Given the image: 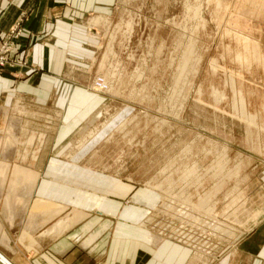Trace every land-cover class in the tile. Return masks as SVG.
<instances>
[{
  "label": "rangeland",
  "instance_id": "obj_1",
  "mask_svg": "<svg viewBox=\"0 0 264 264\" xmlns=\"http://www.w3.org/2000/svg\"><path fill=\"white\" fill-rule=\"evenodd\" d=\"M87 19L91 27L83 29L80 46L95 58L80 55L74 80L85 88L83 104L92 99L95 111L78 118L88 109L71 108L74 115L65 114L62 125L60 113L46 115L21 98L0 107L3 245L38 249L82 212L66 203L72 201L66 190L48 188L33 197L40 175L35 161L45 147L56 149L59 125L68 131L58 153L65 161L86 149V163L119 174L131 189L165 196L155 209L206 226L196 240L213 250L221 247L217 239L235 241L241 226L262 216L248 217L255 197L248 185L260 179L264 163V43L256 39L264 37V0H120L112 17L89 13ZM99 75L109 89L95 88ZM83 175L89 174L66 175V185ZM225 263L198 253L193 259Z\"/></svg>",
  "mask_w": 264,
  "mask_h": 264
},
{
  "label": "crops",
  "instance_id": "obj_2",
  "mask_svg": "<svg viewBox=\"0 0 264 264\" xmlns=\"http://www.w3.org/2000/svg\"><path fill=\"white\" fill-rule=\"evenodd\" d=\"M119 2L0 0V39L19 18H24L18 43L23 63L0 70V107L10 106L21 98L46 115L48 111L60 113L62 125L65 114L74 115L76 109L71 108L88 109L78 112V118L82 112L89 115L94 112L95 101L89 98L83 104L85 88L74 80L82 70L80 55L87 60L95 58L93 52L84 51L80 46L85 39L83 29L91 27L87 21L89 13L94 14L95 19L106 20L117 12ZM91 22L96 24L94 18ZM256 39L264 43L261 40L264 37ZM4 113L8 121V110ZM1 120L0 116V123ZM62 125L58 126L54 137L56 149L45 147L35 161L34 168L40 175L33 197L41 196L48 188L66 190L72 199L66 203H77L82 212L65 230L47 236L38 249L24 245L22 249L21 245L11 243L6 246L0 238V264H193L196 253L203 258L206 255L220 257L226 260L225 264H264V163L260 179L248 185L255 191L253 200L249 198L248 217L259 211L261 219L255 225L241 226L240 231L236 229L239 237L235 235L237 239L233 242L215 240L221 247L213 250L200 240L206 226L199 228L184 219L185 215L175 217L154 208L157 199L165 198L159 192L149 187L131 189L119 174L105 173L107 169L101 165L86 163V149L79 152L74 161L62 159L58 153L63 147L64 133H68ZM0 131L1 137L3 126ZM79 172L89 175L80 176L78 183L66 185V175ZM148 218L152 219V224H146ZM199 218L205 222L208 219L203 214ZM45 227L39 230L38 236ZM196 232L199 240H196ZM224 244L227 246L223 247Z\"/></svg>",
  "mask_w": 264,
  "mask_h": 264
},
{
  "label": "built area",
  "instance_id": "obj_3",
  "mask_svg": "<svg viewBox=\"0 0 264 264\" xmlns=\"http://www.w3.org/2000/svg\"><path fill=\"white\" fill-rule=\"evenodd\" d=\"M24 18H19L0 39V70L23 63V56L18 51V43L23 34ZM94 86L99 91L109 89L105 76L99 75L94 80Z\"/></svg>",
  "mask_w": 264,
  "mask_h": 264
},
{
  "label": "bare ground",
  "instance_id": "obj_4",
  "mask_svg": "<svg viewBox=\"0 0 264 264\" xmlns=\"http://www.w3.org/2000/svg\"><path fill=\"white\" fill-rule=\"evenodd\" d=\"M187 64V63H186ZM238 94H239V92H238ZM238 109H240V108H238ZM248 112V111H247ZM10 129V128H9ZM8 136V135H7ZM9 137V136H8ZM8 139V138H7ZM8 142V141H7ZM9 144V143H8Z\"/></svg>",
  "mask_w": 264,
  "mask_h": 264
}]
</instances>
